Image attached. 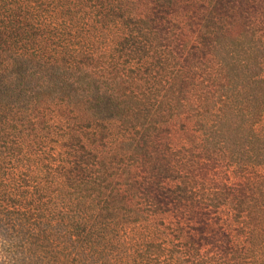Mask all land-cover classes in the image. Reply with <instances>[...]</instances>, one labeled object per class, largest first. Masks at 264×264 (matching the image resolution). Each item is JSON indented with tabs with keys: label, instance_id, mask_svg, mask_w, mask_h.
Here are the masks:
<instances>
[{
	"label": "trees",
	"instance_id": "1",
	"mask_svg": "<svg viewBox=\"0 0 264 264\" xmlns=\"http://www.w3.org/2000/svg\"><path fill=\"white\" fill-rule=\"evenodd\" d=\"M71 251L264 264V0H0V264Z\"/></svg>",
	"mask_w": 264,
	"mask_h": 264
},
{
	"label": "rangeland",
	"instance_id": "2",
	"mask_svg": "<svg viewBox=\"0 0 264 264\" xmlns=\"http://www.w3.org/2000/svg\"><path fill=\"white\" fill-rule=\"evenodd\" d=\"M79 40L80 39H77V40L74 39V38L71 39L70 40V45H69V46H71L70 48L71 49H74V48L77 49L78 48V41ZM44 133H45L44 131H41L40 132V135H41L40 139H41V141L44 144L43 146L45 147V150H48L50 152V154H52V155H53V153L55 154V157H53V159H55V162L53 161L55 165L61 164L60 163L61 162V154H62L63 151H67L66 146L62 147V141H59L58 143H56V140L59 139V138L57 137V135L55 133H53L54 134L53 136L52 135H48V134H44ZM53 148H54V150H53ZM52 155H50V156H52ZM62 156H64L66 158V153L64 152L62 154ZM31 159H34V156H31ZM63 166H68V164L67 163H63ZM57 180L59 181V183L61 182V178H57ZM61 188H62V190H64L65 193H66V191L67 192H72L71 189L69 187H67L65 184H64V187L61 186ZM67 197L72 198V199H75V200L79 201L80 203H84V201L87 202V199L84 200L83 198H80V195L79 194H76V193L71 194V195H68ZM60 202H62V200ZM64 202H65V199H64L63 203ZM69 213L71 214V212H69ZM73 219H77V214L76 213H74L73 215L70 216V218H67L65 220L66 221H70V220H73ZM59 253H60V251L58 249L57 250V257L58 258L60 256ZM72 257H73V255H72V251H71V255L69 257L67 256L66 257V260H60V259L58 260L57 259L58 263H55L54 262V264H70L68 262V260L69 259H72ZM46 261H47V259H46ZM27 262L28 261H26L25 264H28ZM5 264H16V262L13 260V261H9V263H5Z\"/></svg>",
	"mask_w": 264,
	"mask_h": 264
}]
</instances>
